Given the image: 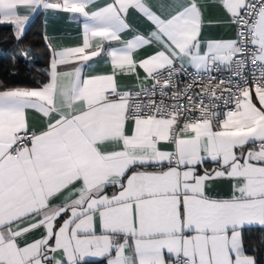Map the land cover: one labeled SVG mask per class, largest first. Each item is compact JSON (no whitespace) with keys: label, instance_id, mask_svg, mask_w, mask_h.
Here are the masks:
<instances>
[{"label":"snow or ice","instance_id":"snow-or-ice-1","mask_svg":"<svg viewBox=\"0 0 264 264\" xmlns=\"http://www.w3.org/2000/svg\"><path fill=\"white\" fill-rule=\"evenodd\" d=\"M211 3L235 38L201 39L206 0H0L17 40L40 13L82 24L75 46L45 35L37 87L0 88V264H256L264 0ZM130 14L147 34L125 38Z\"/></svg>","mask_w":264,"mask_h":264},{"label":"trees","instance_id":"trees-1","mask_svg":"<svg viewBox=\"0 0 264 264\" xmlns=\"http://www.w3.org/2000/svg\"><path fill=\"white\" fill-rule=\"evenodd\" d=\"M40 27V16L36 15L22 39L16 40L10 26H0V88H34L38 80L46 78L50 52ZM243 241L256 264H264V229L245 230Z\"/></svg>","mask_w":264,"mask_h":264},{"label":"crops","instance_id":"crops-1","mask_svg":"<svg viewBox=\"0 0 264 264\" xmlns=\"http://www.w3.org/2000/svg\"><path fill=\"white\" fill-rule=\"evenodd\" d=\"M155 2L158 4H169L172 2V0H155ZM206 2L208 3V7L204 12V17H203L204 27L202 30L201 39L207 41V40L235 38L236 33H235L234 25L220 23L228 19L223 9L218 5L211 3V0H206ZM37 15L40 16V20H41L40 29H41L42 37L44 39L43 41H45V35L47 34L48 37L53 39L57 47L75 46L80 42L81 33H82V24L77 23L74 20L67 19L66 14H62V13L60 14L49 13L47 15L40 13ZM35 17H33V19ZM32 20L30 21V23L32 22ZM128 20L129 23L132 25L133 31L125 33L124 34L125 38H130L134 32L147 34L149 25L142 18H138L137 15L135 14H130ZM10 27L12 28V26ZM11 30L13 31V28ZM154 51L155 49L151 47L138 50V52L136 53V58L141 59L143 57L152 54V52ZM95 59L97 61H100V63L97 66H95L96 73H105L109 71L110 65H105L103 63L102 58H95ZM103 59H106V57H104ZM141 75H143L142 71H141ZM121 83L128 84L129 86H131L130 81L125 78H121ZM29 121L34 127L39 128L42 126L40 121L37 119V116L31 112L29 114ZM162 147H167V146L162 145ZM206 167L211 169L212 168L211 162L207 163ZM215 192L225 196L228 195L230 192L228 183L226 181L218 182L215 188ZM257 229H261V228H257ZM33 235L39 236V232L34 233ZM246 254L254 256L253 254H249L247 250H246Z\"/></svg>","mask_w":264,"mask_h":264},{"label":"built area","instance_id":"built-area-1","mask_svg":"<svg viewBox=\"0 0 264 264\" xmlns=\"http://www.w3.org/2000/svg\"><path fill=\"white\" fill-rule=\"evenodd\" d=\"M235 27V26H234ZM235 33H236V30H235ZM251 67V65H249Z\"/></svg>","mask_w":264,"mask_h":264}]
</instances>
